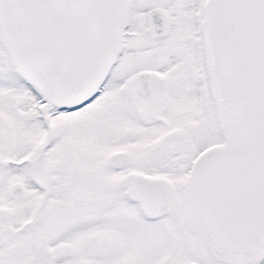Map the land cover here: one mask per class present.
<instances>
[{"label":"snow or ice","instance_id":"6c2138e0","mask_svg":"<svg viewBox=\"0 0 264 264\" xmlns=\"http://www.w3.org/2000/svg\"><path fill=\"white\" fill-rule=\"evenodd\" d=\"M0 264H264V0H0Z\"/></svg>","mask_w":264,"mask_h":264}]
</instances>
